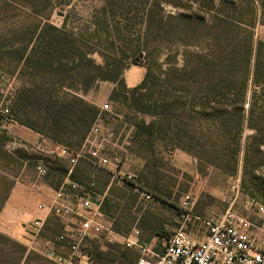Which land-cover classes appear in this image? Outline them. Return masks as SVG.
Wrapping results in <instances>:
<instances>
[{
    "label": "rangeland",
    "instance_id": "rangeland-1",
    "mask_svg": "<svg viewBox=\"0 0 264 264\" xmlns=\"http://www.w3.org/2000/svg\"><path fill=\"white\" fill-rule=\"evenodd\" d=\"M48 1L0 0V205L14 183L29 184L42 179L35 172L36 161H43L45 157L34 148L40 138L37 136L35 142H27L17 130L21 126L4 120L16 92L30 82L37 88L45 89V92H58L62 88L63 92L69 91L82 97L98 110L96 119L100 118L104 128L112 134L111 145L104 154L108 159L107 165L99 167L83 160L72 169L75 175L72 181L86 187L92 195L99 194L103 198L101 212L118 234L127 235L132 230H138L145 241L168 235L177 227V214L185 195L192 196V212L202 218L219 215L229 207L252 212L254 205L250 206L251 200L264 207V147L260 148V154H252V176H244L242 169L245 148L250 142L249 138L255 134L253 129L244 126L237 168L232 173H225L203 160L207 156L215 164L225 166L226 157L222 150L226 144L217 138L220 121L200 118L194 114L196 109L190 107L193 94H174L184 109L176 110L179 117L171 119V124L189 131L195 130L192 135L201 146L197 150H205L204 154L200 153V159L174 147L168 139L163 140L158 135L149 138L143 131L139 132L137 123L146 125L158 119L137 112L117 84L96 81L86 91H82L81 85L86 82L85 74L88 73H85L78 59L74 61L71 71H68L69 66L64 59L59 61L56 57L52 65L48 61L44 62L46 56L41 62L30 64V67L24 61L30 50L35 59H40L43 44L53 34L49 27H64L78 38L81 50L90 52L89 58L96 66L103 67L105 62L115 66L119 70L118 81L123 82L128 91V88L140 83L143 73L151 66L150 60L158 59L157 63L163 71L167 67L166 57H172L175 53L178 54L175 68L181 69L183 61L190 59V54L204 55L207 50L212 53L217 50L206 47L203 42L198 48L186 49L159 41L144 43L143 39L139 43L142 52L138 56L136 35L142 28V12L139 7L130 13V34L125 33L119 37L115 35V40H106L104 32L99 30L97 19H94L96 24L92 21L102 0ZM165 12L175 14L177 10L166 7ZM41 29L46 34L39 37ZM254 41L255 44L260 42L263 45L253 54L251 67L258 59L264 69V26H256ZM235 57L238 58V54ZM180 76L186 77L182 74ZM176 82L172 84L191 87L190 83ZM262 87L263 92L252 100L253 88L251 85L248 87L243 107L247 112L248 105L254 102V122L251 124L257 128L264 126V85ZM112 90L117 95L110 98ZM148 90L141 93V106H159V96L150 95L151 90H158L154 79ZM237 100L235 96H220L209 105H203V109L207 114L214 110L228 112L238 106L240 99ZM233 101H237L236 104ZM105 103L109 105V111L100 112V107ZM160 110L157 108L156 112ZM258 140L264 142V130ZM234 182H238L237 197L236 192L231 190ZM258 188H262L261 193ZM141 194L149 195L150 199L145 201ZM60 231L59 222L51 218L44 237L52 240ZM18 234L0 231V264H51L28 247L25 232ZM88 253L89 261L86 264H134L136 257L134 252L125 250L120 243L90 242Z\"/></svg>",
    "mask_w": 264,
    "mask_h": 264
},
{
    "label": "trees",
    "instance_id": "trees-1",
    "mask_svg": "<svg viewBox=\"0 0 264 264\" xmlns=\"http://www.w3.org/2000/svg\"><path fill=\"white\" fill-rule=\"evenodd\" d=\"M136 7L142 12L140 24L143 28V31L140 28L136 35L138 56L142 52L139 50V43L143 39L144 43L159 41L186 49L198 48L203 42L206 47L214 48L217 52L207 50L204 55L190 54V59L183 61L181 69L175 68L178 56L175 53L172 57L170 55L166 57L167 67L163 71L161 65L157 63L158 59L150 60L151 66L147 67L141 82L128 91L125 90L124 83L118 81L119 70L108 62H105L103 67L96 66L89 58L90 52L81 50L79 45L81 47L82 45L78 38L64 27H49L53 34L50 35L48 42L43 44L40 59H35L33 51L30 50L24 61L30 67V64L41 62L46 56L44 62L48 61V64L52 65L56 57L59 61L64 59L69 66L68 71H71L74 61L78 59L85 73H88L85 74L86 82L81 85L82 91H86L96 81L117 84L137 112L158 119L157 122L146 125L137 123L139 132L143 131L149 138L158 135L159 138L163 137V140L168 139L174 147L200 159L205 150L198 152L197 149L201 146L192 135L195 130L189 131L187 128L171 124V119L179 117L176 110L184 109L174 94H193L190 107L196 109L194 114L200 118L220 121L217 138L226 144L222 150L226 157L225 166L215 164L207 156L203 158L204 162L225 173L235 171L240 152V138L244 126H247L253 129L255 134L249 138L250 142L245 148L242 169L244 176H252V154L253 156L260 154V148L264 147V142L258 140L264 126L257 128L251 124L254 122V102L248 105L247 112L243 107L250 85L253 88L251 100L263 92L264 69L261 68L258 59L252 68L251 60L257 48L263 45L260 42L255 44L254 30L257 25L264 26V0H102L101 7L94 16L92 15V21L97 19L99 30L104 32L106 40H115V35L119 37L125 33L130 34L132 28L130 13L136 11ZM166 7H171L177 12L168 14L165 12ZM44 34L45 30L41 29L38 36ZM168 48L171 54L170 46ZM236 54L238 58L235 57ZM153 79L158 90L155 92L151 90L150 95H158L161 104L159 106L154 104L153 108L141 106L143 96L141 93L148 90ZM173 81L190 83L191 87L177 86L172 84ZM61 90L62 88L58 92H45V89L37 88L29 82L28 86H23L16 92L5 119L16 122L19 126L69 150L81 149L98 110L77 94ZM116 95L112 90L110 98ZM226 95L240 99L238 106L228 112L218 110L211 114L205 112L203 109L205 106L217 97ZM237 101H233V104ZM157 108L161 110L156 112ZM43 163L48 170L43 178L52 188L57 189L67 176V163L48 156L44 157ZM69 179L75 180L73 171ZM261 189L258 188L259 193ZM3 204L0 205V211ZM101 207L103 209V201Z\"/></svg>",
    "mask_w": 264,
    "mask_h": 264
},
{
    "label": "built area",
    "instance_id": "built-area-1",
    "mask_svg": "<svg viewBox=\"0 0 264 264\" xmlns=\"http://www.w3.org/2000/svg\"><path fill=\"white\" fill-rule=\"evenodd\" d=\"M103 104L100 112H108ZM6 116L4 120L7 121ZM35 150L51 158L64 160L70 167L63 183L53 192L49 204L38 209L45 218L32 220L26 230L28 247L51 264H86L89 243H120L136 255L135 264H264V207L250 201L254 211L229 207L223 213L202 218L192 212L193 198L185 195L177 214V227L168 235L145 241L138 230L127 235L115 232L101 212L102 197L69 179L72 169L83 160L96 166L107 165L105 152L112 134L100 118L91 125L81 149L72 151L40 137ZM47 168L42 159L35 172L43 178ZM231 190L238 196V182ZM147 201L150 196L141 194ZM59 222L61 231L52 240L44 237L47 217Z\"/></svg>",
    "mask_w": 264,
    "mask_h": 264
},
{
    "label": "crops",
    "instance_id": "crops-1",
    "mask_svg": "<svg viewBox=\"0 0 264 264\" xmlns=\"http://www.w3.org/2000/svg\"><path fill=\"white\" fill-rule=\"evenodd\" d=\"M110 90H108V93ZM20 129L17 130L25 141H36L37 134L23 127ZM55 190L45 178L29 184L14 183L0 211V231L9 234L13 233L14 235L23 234L24 232L27 234L26 230L32 220L46 217L38 207L41 204H49ZM50 220L51 217H47L46 227Z\"/></svg>",
    "mask_w": 264,
    "mask_h": 264
}]
</instances>
